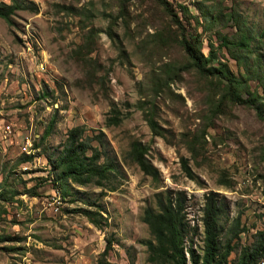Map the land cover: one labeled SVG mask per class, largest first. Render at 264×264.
Segmentation results:
<instances>
[{"label": "rangeland", "instance_id": "obj_1", "mask_svg": "<svg viewBox=\"0 0 264 264\" xmlns=\"http://www.w3.org/2000/svg\"><path fill=\"white\" fill-rule=\"evenodd\" d=\"M27 1L10 23L0 18V192L7 196L0 199V264H150L140 215L164 189L183 192L185 217L197 226L190 242L196 252L203 196L215 192L220 241L232 223L241 229L226 260L233 264L240 246L264 228V120L250 106L219 99V82L188 65L175 26L150 0ZM168 1L186 32L199 34L202 54L212 49L210 64L224 63L245 81L264 114V0ZM121 4L124 16L117 15ZM241 32L247 50L219 45L218 35L233 41ZM111 106L121 120L105 126ZM76 125L89 136L103 133L102 147L91 144L115 163L113 189L56 178L50 160ZM25 139L29 148H22ZM133 140L146 146L155 179L128 159ZM22 153L31 160L18 162ZM108 236L114 241L97 263Z\"/></svg>", "mask_w": 264, "mask_h": 264}, {"label": "trees", "instance_id": "obj_2", "mask_svg": "<svg viewBox=\"0 0 264 264\" xmlns=\"http://www.w3.org/2000/svg\"><path fill=\"white\" fill-rule=\"evenodd\" d=\"M150 1L167 17L169 23L175 26L178 32L176 42L186 54L189 60L188 65L193 67L200 75L213 77L219 82L221 90L219 99L230 104L250 106L254 109L257 117L264 120L261 104L257 103L249 90L245 88V81L234 76L224 63L218 62L215 66L210 64L215 59L214 52L208 48L206 55L202 54L199 34L186 32L182 20L178 17L172 4L168 0ZM27 3H29L27 0H10L9 3L0 2V18L10 23L15 10L28 7L26 6ZM66 7L68 10L73 9L72 6ZM179 7H181L182 13H188L185 6L180 5ZM117 15L124 16L123 4L119 6ZM105 31L107 35H111V24L106 27ZM218 37L220 39L219 45L225 46L226 49L234 47L239 51L247 50L248 36L243 32L233 41L223 34L218 35ZM255 61L256 63L259 62V60ZM254 71H256L257 77L263 78L260 66H257ZM241 92L247 93V96L242 97ZM119 114L118 110L111 106L104 118L105 126L117 125L121 120ZM145 119L152 133L161 135L151 116L147 115ZM49 127L50 123L42 136L48 132ZM92 140L102 147L103 133L99 131L94 136H89L83 126L76 125L68 128L63 141L60 143V148L56 151L54 158L50 160L51 167L56 170V178L59 180L69 179L79 186L93 184L111 190L113 187L108 183L111 180L112 172L116 170L115 163L107 156L104 149L93 146L91 144ZM190 144L189 151L193 153L195 143L191 141ZM145 154L146 146L144 144L137 140L130 142L127 151L128 159L144 175L155 179L158 170L148 161ZM31 158V154L22 153L17 161L20 163L26 162ZM46 159L49 160V157H46ZM181 169L187 177L192 179V173L183 160H181ZM33 189L34 186H31L29 189L30 195H35ZM14 193L15 190L10 191L8 199H11ZM0 199H7L4 192H0ZM184 199L182 191L164 189L154 194L153 206L148 205L142 209L140 220L146 225L150 235V238L141 241L146 249V260L150 264H226L227 256L233 247L231 241L238 236L241 229L236 222L232 223L226 231L227 236L220 241L221 227L219 220L223 214L222 204L216 198L215 192H206L203 196L200 216L203 235L202 246L200 252H196L191 248L190 242L197 226L195 224L190 225L185 217ZM79 211L94 226L99 225L94 219L92 210L83 208ZM113 241L110 236L105 238V245L99 254L97 263H100L104 258ZM263 259L264 228H261L252 233L251 241L248 244L240 246L236 261L233 264H263Z\"/></svg>", "mask_w": 264, "mask_h": 264}, {"label": "built area", "instance_id": "obj_3", "mask_svg": "<svg viewBox=\"0 0 264 264\" xmlns=\"http://www.w3.org/2000/svg\"><path fill=\"white\" fill-rule=\"evenodd\" d=\"M4 129H6L7 132H9V126H8V125H5V126H4ZM30 145H31V143L28 142L27 139H25V140H24V145H22V148H29Z\"/></svg>", "mask_w": 264, "mask_h": 264}]
</instances>
